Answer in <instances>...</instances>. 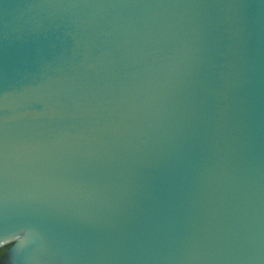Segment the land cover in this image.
Instances as JSON below:
<instances>
[{
  "label": "water",
  "instance_id": "95a60500",
  "mask_svg": "<svg viewBox=\"0 0 264 264\" xmlns=\"http://www.w3.org/2000/svg\"><path fill=\"white\" fill-rule=\"evenodd\" d=\"M0 264H264V0H0Z\"/></svg>",
  "mask_w": 264,
  "mask_h": 264
}]
</instances>
